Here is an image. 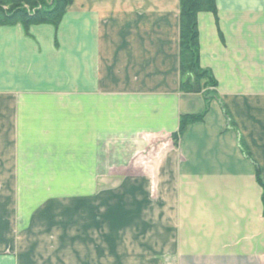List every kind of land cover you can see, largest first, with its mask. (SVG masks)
Returning a JSON list of instances; mask_svg holds the SVG:
<instances>
[{
    "label": "crops",
    "instance_id": "0c3cea01",
    "mask_svg": "<svg viewBox=\"0 0 264 264\" xmlns=\"http://www.w3.org/2000/svg\"><path fill=\"white\" fill-rule=\"evenodd\" d=\"M216 1L219 25L211 12L198 16L200 63L219 81L237 127L213 102L177 147L180 115L205 106L203 95L179 91L180 0H74L57 28H0V163L13 162L15 171L21 145L83 144L96 161V146L106 155L113 138H123L120 167L130 171V162H143L134 150L150 148L153 171L143 175L157 178L153 209L178 211L174 223L158 216L169 232L152 234L153 264H264L262 188L240 148L245 139L264 181V0ZM190 209L199 211V233L172 234ZM73 236L59 237L69 248L0 250V264H64L68 252L86 251L72 248L81 238L101 264L129 251L116 250L109 236Z\"/></svg>",
    "mask_w": 264,
    "mask_h": 264
},
{
    "label": "rangeland",
    "instance_id": "374dc122",
    "mask_svg": "<svg viewBox=\"0 0 264 264\" xmlns=\"http://www.w3.org/2000/svg\"><path fill=\"white\" fill-rule=\"evenodd\" d=\"M40 1L41 4L39 3V6L35 5V8L40 9L43 3L46 4L44 5L46 7L48 4H52L53 0ZM4 3L5 5H1V7L8 10L11 2ZM15 4L34 9L26 4ZM216 21L219 25V10L218 20L216 19ZM31 27L29 33L25 31L27 34H30ZM220 34L222 35L221 30ZM217 83V96L211 98L214 93L210 87L204 93L183 90L180 86V74L179 91L183 94L203 95L205 106L202 112L207 107V97L211 99L207 114L213 102H218L221 108L222 103L225 104L227 110L231 113L229 104L226 103L220 93L218 80ZM200 113L180 115L178 130L171 137L176 147L179 146L181 138L187 130L177 140L175 139L174 135L179 131L181 117ZM232 120L237 127L234 118ZM231 123L228 120L229 128L233 129L234 127L230 126ZM86 135L81 137V141L84 143L87 141ZM37 140L33 134V141L36 143ZM128 140L134 141L133 139ZM122 141L125 143L126 139L113 138L114 145L106 147V155L103 154L104 146H96V155H94L96 161L90 159L91 154L88 153V150L93 147L83 146V144L79 147H76V145L73 147H59V145L51 147L39 145L17 146L20 149V154L19 160L15 163V171H13V162L4 161L0 163V250L22 249L26 246L28 248L34 246V249L37 250L44 248L55 250L62 248V246L69 248L67 245L71 244L70 242H61L59 237H69V240H71L73 235L79 237L96 235L99 238L101 237V240L103 236H109L111 240H114L111 245L117 247L116 250L119 251L124 246L129 248L128 252L125 251L126 254L119 255V252L113 254L111 264H153L152 234L169 232L168 225L157 224L159 221L158 216L160 221L162 218L165 221L170 218L174 223L178 211L153 209L155 201L156 203L159 201L157 178L143 175L147 171H153L151 149L146 147L135 149L136 158H141L143 162H130L134 167L130 171H125L120 167L127 164V162L121 161L120 158L123 151ZM127 148L129 147L125 146L124 149ZM67 150L69 152L66 153ZM72 150L78 152L79 162H71V158L75 156L71 153ZM155 153L159 154L162 151L157 148ZM98 158L100 160H97ZM137 165H140V167L137 168ZM92 166L94 169L96 168V174L105 173L110 176L93 177L92 174L95 172H93ZM57 169L59 171L55 172ZM13 172L15 173L14 177L11 174ZM124 173L139 176L126 177V175H121ZM72 174H79V176L72 177ZM257 183L259 184L258 180ZM261 188L263 198V187L261 186ZM163 192L162 189L160 195H163ZM184 215L186 216L184 217V226L172 225V234H175V232L199 233V211L190 209V211H184ZM40 236L44 237L41 241L37 240L41 239L38 238ZM80 240L74 242L72 248L75 249L83 244L85 247H80V249L85 248L86 251L83 254L82 252L79 253V258L73 257L72 253L68 252L65 255L67 258L64 259V264H95V262L101 264L103 259L88 258L87 245L89 243H83L82 238ZM100 244L102 246L103 243ZM165 245H167V242ZM89 259L90 261L87 262Z\"/></svg>",
    "mask_w": 264,
    "mask_h": 264
},
{
    "label": "trees",
    "instance_id": "16d2710c",
    "mask_svg": "<svg viewBox=\"0 0 264 264\" xmlns=\"http://www.w3.org/2000/svg\"><path fill=\"white\" fill-rule=\"evenodd\" d=\"M73 1L74 0H53L52 4H48L44 7L46 4L43 3L42 7L37 9L35 5L39 6L41 4L40 0H0V27L22 24L27 33H29V28L33 25L51 24L57 27ZM4 2H11V4L9 3L10 7L8 10L1 7V5H5ZM15 3L26 4L34 9H28L25 5L22 6ZM201 12H212L218 20L217 1L180 0V86L185 91L196 93H204L207 88L210 87L213 89L212 92L214 93L211 98H215L217 96V80L212 71L203 68L200 63L201 47L198 15ZM210 100L211 99L206 97L207 107L204 112L200 114L183 115L181 117L179 131L174 135L176 140L184 133L190 124L204 120ZM222 108L229 122L231 123L232 121L230 126L236 128L230 111L227 110L226 105L223 103ZM240 148L243 154L248 159L253 160L256 165L257 180L263 187L264 202V181L261 168L254 160L245 139L240 138Z\"/></svg>",
    "mask_w": 264,
    "mask_h": 264
}]
</instances>
